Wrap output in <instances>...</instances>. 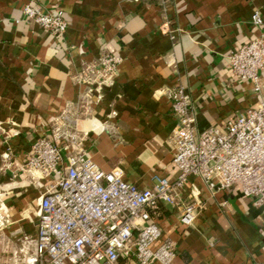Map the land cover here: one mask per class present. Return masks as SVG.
Returning a JSON list of instances; mask_svg holds the SVG:
<instances>
[{
  "label": "crops",
  "instance_id": "crops-1",
  "mask_svg": "<svg viewBox=\"0 0 264 264\" xmlns=\"http://www.w3.org/2000/svg\"><path fill=\"white\" fill-rule=\"evenodd\" d=\"M30 1L0 0V205L11 221L0 231V264L26 257L23 237L36 238L46 180L32 179L25 162L54 123L77 130L100 168L121 167L125 180L147 188L157 174H178L165 89L185 87L202 128H224L258 102L226 56L259 33L251 17L258 10L264 21V0H35L64 11V36L25 18ZM103 51L121 57L118 74L111 87L89 93L76 75ZM197 183L205 208L193 226L180 224L174 205L153 216L176 247L174 264H264V209L230 191L212 197Z\"/></svg>",
  "mask_w": 264,
  "mask_h": 264
},
{
  "label": "built area",
  "instance_id": "built-area-1",
  "mask_svg": "<svg viewBox=\"0 0 264 264\" xmlns=\"http://www.w3.org/2000/svg\"><path fill=\"white\" fill-rule=\"evenodd\" d=\"M23 14L55 36L67 32L69 22L62 10H49L31 0ZM251 22L259 33L226 58L231 73L251 83L258 97L255 106L229 119L224 128H202L197 105L185 87L163 91L176 119L171 133L178 171L174 179L157 174L150 187L140 188L125 180L121 167L100 168L83 150L78 131L69 133L65 123H54L49 135L32 144L25 170L46 184L35 208L36 238L23 237L20 252L26 257L14 264H174L176 247L163 238L153 216L163 205H174L180 224L193 226L205 208L198 181L212 197L230 191L264 209V21L260 11H254ZM121 61L119 55L103 51L84 64L76 80L90 87L89 93L93 86L100 92L114 84ZM90 103L86 101L85 106ZM10 223L0 205V231Z\"/></svg>",
  "mask_w": 264,
  "mask_h": 264
}]
</instances>
